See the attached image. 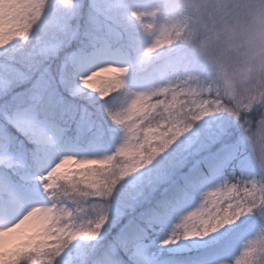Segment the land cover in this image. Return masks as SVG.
Listing matches in <instances>:
<instances>
[{"label": "rangeland", "instance_id": "obj_1", "mask_svg": "<svg viewBox=\"0 0 264 264\" xmlns=\"http://www.w3.org/2000/svg\"><path fill=\"white\" fill-rule=\"evenodd\" d=\"M160 57L161 78L128 75ZM116 75L114 118L93 92L68 95ZM202 163L214 173L161 202L131 264L207 249L218 218L235 227L192 264H264V0H0V264H115L123 228ZM89 167L93 182L63 181Z\"/></svg>", "mask_w": 264, "mask_h": 264}, {"label": "trees", "instance_id": "obj_2", "mask_svg": "<svg viewBox=\"0 0 264 264\" xmlns=\"http://www.w3.org/2000/svg\"><path fill=\"white\" fill-rule=\"evenodd\" d=\"M126 9L124 8V11L122 12V19H125L128 22V25L131 27H139L141 32H144L146 30V25L143 22V17H141L139 14L136 13H129L130 15L127 17L126 12H128L129 8L127 5L124 4ZM124 46H127L130 48V43L125 40ZM136 51H132L133 54H136ZM164 57H160V60H157L156 62H153V67L145 66L141 67L139 64L133 65L131 71L129 72V76L138 81H154L159 78H161V75L168 69V64L169 62L165 59ZM176 61H180L179 59ZM176 61H171V62H176ZM169 71V70H167ZM153 72H156V76H153ZM152 76V77H151ZM154 79V80H153ZM67 81H72V78L70 76L67 77ZM75 82L73 85H70L67 88L68 95L71 93L76 92L77 95H82L84 93L90 94L93 92L91 96H95V98H92L93 101H96L97 104H99L101 109H99V112L104 116L105 120L107 118H114L117 112V109L120 108V105L122 102L124 103L123 100L120 99V96L122 99L124 96L127 95L128 89L127 86L120 81L118 76L116 75L113 79H108L105 80V82H100V83H87V82H80L77 80H74ZM112 115V116H111ZM259 115V113H257ZM255 114H251V119H257ZM208 163L200 164V165H195V167H192L190 170L186 172L185 177H177L176 180L174 181V185L171 187V189H167L164 191L163 194L158 196V199H154V201L151 204H148L145 206L144 209V215L140 217V219H134L129 225L125 226L123 228V231L121 232V236L126 238V246H123L121 248V251H124V256L123 259L119 258L118 260H113L115 264H131V262L127 261V256L129 253V248L130 244H133L134 242L138 241H150L152 239H155L157 237V230L160 227V220L164 217L162 211L167 210L168 206L165 207L161 205V202L164 201L165 199H170L167 198L172 191H175V189L181 190L186 184L191 183V181H196L197 179L200 178H205L206 176H210L214 173V169L216 166H213L209 168L207 166ZM226 166L222 168V170H226ZM98 170L99 168L97 167H89L88 169L85 170H77V171H71L69 173H66L63 178V181L70 180L76 178L77 176L83 177L85 180H88L90 182H93L94 180L98 179ZM60 186V183H57L56 187ZM186 188L188 186H185ZM171 197V195H170ZM69 202L74 206L75 202L72 197V195H69L68 197ZM159 202V203H158ZM164 207V208H163ZM237 208V207H236ZM234 214H237V216L240 215L238 213V210L233 212ZM227 215V214H226ZM145 217H148L149 220L147 221ZM226 218V216H224ZM165 218V217H164ZM221 218H218L215 220V222L212 223L211 230H214V235L217 237L210 238L209 240L207 238H204V241L207 242V249H200L197 250L196 246L194 244H189V248L191 249V252H188V254H168L165 253L164 260H166L169 264H192V263H199V262H205L207 263L210 259L208 256L213 255L214 245H211V241H216L218 238V235L220 232H230V229H233L235 227V224L233 220L231 219H225L224 223L222 225H219L218 222L220 221ZM150 223L151 227L153 228L152 230L149 228H145V224ZM218 225V226H217ZM125 240V239H124ZM32 243L31 241H29ZM27 246H25L26 248ZM243 264H248L247 261H245Z\"/></svg>", "mask_w": 264, "mask_h": 264}]
</instances>
